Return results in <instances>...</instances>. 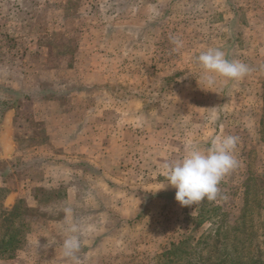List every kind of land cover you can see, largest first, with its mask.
I'll use <instances>...</instances> for the list:
<instances>
[{
    "label": "rangeland",
    "instance_id": "374dc122",
    "mask_svg": "<svg viewBox=\"0 0 264 264\" xmlns=\"http://www.w3.org/2000/svg\"><path fill=\"white\" fill-rule=\"evenodd\" d=\"M209 48L249 73L209 85ZM226 135L238 163L215 201L160 190L165 162ZM7 211L0 264H264V0H0Z\"/></svg>",
    "mask_w": 264,
    "mask_h": 264
},
{
    "label": "clouds",
    "instance_id": "9594fccd",
    "mask_svg": "<svg viewBox=\"0 0 264 264\" xmlns=\"http://www.w3.org/2000/svg\"><path fill=\"white\" fill-rule=\"evenodd\" d=\"M171 40L177 49L182 47V41L177 37L174 36ZM195 63L209 85L214 83L216 77L240 80L250 71L247 64L239 60H229L223 51L214 48H209L195 57ZM237 141L238 138L232 135L214 138L207 150L190 148L182 158L165 162L162 170L166 182L160 190L174 188V199L182 207H191L205 200L215 201L220 194L219 185L222 179L237 167L238 162L234 156ZM64 211L67 217L73 216L71 207ZM68 231L69 235L62 244V254L69 260H75L82 243L78 234L79 228L73 223Z\"/></svg>",
    "mask_w": 264,
    "mask_h": 264
},
{
    "label": "trees",
    "instance_id": "16d2710c",
    "mask_svg": "<svg viewBox=\"0 0 264 264\" xmlns=\"http://www.w3.org/2000/svg\"><path fill=\"white\" fill-rule=\"evenodd\" d=\"M10 212L6 213V215H4V213H1L0 214V222L2 221L1 216H3V220L8 222L13 211H10ZM6 233H7V235L5 236V238L0 239V257L5 255L6 253H8V251L11 250V248H13L12 251H14L16 249V247H15V245L17 243L16 231L10 226V227H8V230L6 231ZM181 249H182L181 244L180 245H172L171 249L169 251H167L166 253H164V255L177 256L180 253ZM223 262H224V260L221 263H223ZM239 262L241 264H248V263L241 262V260H239ZM235 264H239V263H235Z\"/></svg>",
    "mask_w": 264,
    "mask_h": 264
}]
</instances>
